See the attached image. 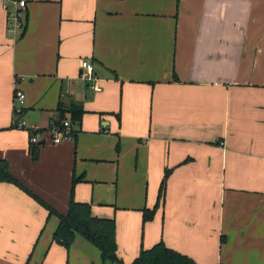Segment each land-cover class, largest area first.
<instances>
[{
	"label": "crops",
	"instance_id": "1",
	"mask_svg": "<svg viewBox=\"0 0 264 264\" xmlns=\"http://www.w3.org/2000/svg\"><path fill=\"white\" fill-rule=\"evenodd\" d=\"M73 101L85 111L70 139L44 134L33 153L12 126L47 128ZM0 159L61 215L81 176L74 199L114 219L124 263L163 240L198 264H264V0H27L21 30L0 0ZM57 225L0 182V264H117L79 234L51 242Z\"/></svg>",
	"mask_w": 264,
	"mask_h": 264
},
{
	"label": "trees",
	"instance_id": "2",
	"mask_svg": "<svg viewBox=\"0 0 264 264\" xmlns=\"http://www.w3.org/2000/svg\"><path fill=\"white\" fill-rule=\"evenodd\" d=\"M82 104L79 102H71L68 107H65L62 102H59L56 107L57 118L51 122L47 128H39V131H44L49 134V130L53 126L63 128L62 123L65 120L69 121L72 137L75 135L73 124H80L84 113ZM24 112V108L23 111ZM19 116V115H18ZM118 116V115H117ZM17 120V119H16ZM13 127H17L15 122H12ZM39 143L30 144L31 151L35 153ZM188 160V159H186ZM171 169L166 168L163 177L159 184L157 199L153 207L142 209V224L153 219L157 208L164 200L166 182ZM82 180V177L73 176L70 189V198L68 210L61 215L56 213L47 203L40 197L35 195L28 189L19 179H17L10 171L6 160L0 159V182L14 184L18 188L32 196L41 205L49 210V214L58 216V225L54 230L51 242L57 243L68 249L75 239V235L79 234L96 246L101 254L102 260H109L117 264H198L193 258L179 251L168 247L163 240H159L150 248H140L138 255L129 263H124L117 255L116 229L113 218L98 217L92 214L91 204L89 202H80L74 199L75 184Z\"/></svg>",
	"mask_w": 264,
	"mask_h": 264
},
{
	"label": "built area",
	"instance_id": "3",
	"mask_svg": "<svg viewBox=\"0 0 264 264\" xmlns=\"http://www.w3.org/2000/svg\"><path fill=\"white\" fill-rule=\"evenodd\" d=\"M1 2L6 12L7 28L9 30L23 29L25 24V10L27 0H1ZM80 67L81 71L79 76L87 83V86L95 91L101 90V87L97 83L98 76L94 72V66L92 62L88 59H83L80 62ZM13 101V112L15 116L20 115L24 107L25 94L19 88L14 90ZM13 122L16 123L18 128L27 130L30 144L39 143L40 137L45 134L44 131H39V128L37 127L26 128L25 122L22 119H15ZM62 125L63 128L53 126L48 132L52 136V141L55 143L72 138L69 121L65 120Z\"/></svg>",
	"mask_w": 264,
	"mask_h": 264
},
{
	"label": "water",
	"instance_id": "4",
	"mask_svg": "<svg viewBox=\"0 0 264 264\" xmlns=\"http://www.w3.org/2000/svg\"><path fill=\"white\" fill-rule=\"evenodd\" d=\"M37 155V154H36Z\"/></svg>",
	"mask_w": 264,
	"mask_h": 264
}]
</instances>
